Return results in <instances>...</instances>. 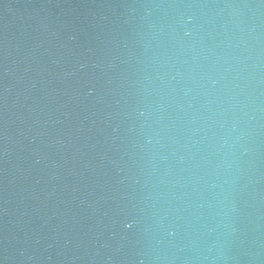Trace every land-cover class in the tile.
<instances>
[{
  "label": "water",
  "instance_id": "obj_1",
  "mask_svg": "<svg viewBox=\"0 0 264 264\" xmlns=\"http://www.w3.org/2000/svg\"><path fill=\"white\" fill-rule=\"evenodd\" d=\"M0 264H264V0H0Z\"/></svg>",
  "mask_w": 264,
  "mask_h": 264
}]
</instances>
